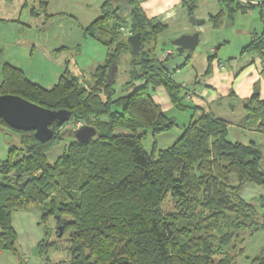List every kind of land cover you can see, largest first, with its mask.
<instances>
[{
    "label": "trees",
    "instance_id": "obj_1",
    "mask_svg": "<svg viewBox=\"0 0 264 264\" xmlns=\"http://www.w3.org/2000/svg\"><path fill=\"white\" fill-rule=\"evenodd\" d=\"M193 1L183 0L188 15L194 12ZM225 1L226 9L208 17L214 28L220 27L226 13L260 6H231L233 0ZM100 8L85 30L110 49L94 68L90 83L65 70L53 87L45 88L20 68L2 65L0 94L67 109L70 115L61 124L51 123L53 135L46 142L33 131L13 129L19 133L20 146H12L0 161V250L16 251L12 213L33 206L42 222L53 217L55 237L68 239L64 259L51 262L48 249H55L58 242L50 240L51 229L45 228L37 249L48 264H235L245 238L264 230V214L241 196L245 183L264 184L260 147L254 141L229 140L226 119L209 111L196 115L195 106L184 103L186 85L174 81L172 70L163 68L165 60L157 57L158 35L167 26L148 18L139 0H104ZM122 26L129 34L139 33V54L129 53V34H123ZM168 47L174 49H163ZM263 50L264 31L241 53L256 52L264 61ZM121 53L128 54L123 90L130 89L117 96V69L112 76L109 68L112 62L118 65ZM215 56L207 55L204 74L210 72ZM157 86L165 89L174 107L193 111L170 146L148 153L142 145L146 131L162 133L176 125L153 99ZM242 105L244 114L237 125L263 130L264 98L256 88ZM68 121L75 124L66 131L71 141L51 163L47 152L65 137L59 128ZM0 123L7 125L1 118ZM82 125L96 129L85 143L74 137ZM230 175H235L236 184ZM167 201L172 203L169 210L163 208ZM246 258L248 264H264V244L259 253Z\"/></svg>",
    "mask_w": 264,
    "mask_h": 264
},
{
    "label": "rangeland",
    "instance_id": "obj_2",
    "mask_svg": "<svg viewBox=\"0 0 264 264\" xmlns=\"http://www.w3.org/2000/svg\"><path fill=\"white\" fill-rule=\"evenodd\" d=\"M141 1L139 0V3ZM194 1L196 6L193 16L198 13L213 12L212 7L216 3V0ZM103 2L104 0H0V81L2 65L8 63L20 68L32 82L45 88L53 87L65 70L72 73L81 82L90 83L94 68L104 62L110 49L93 39L85 30L99 16ZM226 3L225 0H221L218 7L226 9ZM234 5L231 3V6ZM207 20L206 22H209ZM251 24H257V20H250L249 16L246 17L244 13L235 10L231 15L225 14L219 29L212 27V25L211 27H202L199 43L190 57V64L192 63L193 68L186 67L189 68L187 69L188 75L185 73L179 79L187 80L190 74L201 73L205 70L206 53L209 52V48L217 39L221 38L220 35L226 36L230 42L218 41L220 46L217 49V55L223 56L224 53L233 51L237 42L243 40L241 36H238V32ZM218 43L216 42L214 45H218ZM160 48H162L161 41L158 43L156 52L160 53ZM117 62L118 73L114 88L116 89L115 95L118 96L130 89L126 87L127 90H123V84L128 79V54L121 53L118 55ZM183 72H186V69ZM178 112L175 108L169 113L177 120L176 125L170 130L155 134L150 130L146 131L142 145L148 153L154 149L156 151L159 148H166L177 139L181 133L177 126H180V122L184 121L183 116ZM223 117L229 124L227 133L229 140L254 141L260 147L262 152L261 164L264 168V129H243L237 125L238 122L229 118L231 115ZM74 127V122L68 121L59 128L60 132H65V137L59 142H55L48 150L49 162L53 163L61 155L64 147L70 143L71 140L66 131L68 132ZM12 146H20L19 133L0 123V161L7 158ZM251 184L248 182L243 185L241 195L253 204L256 202L258 206H262L263 202L259 199L264 185L252 187ZM171 205L172 203L167 201L163 208L169 210ZM16 214L21 215L13 217L12 213V222L14 220L17 225L20 223L23 230L20 235L16 232L15 247L17 250L14 252L3 251V255L0 257L9 259L8 263L3 259V263L47 264L45 256L39 254L36 246L37 241L43 238L46 227L51 229L50 240L58 242L55 249H48V259L51 262L64 259V248L69 246L68 239L66 236L61 239L55 237L56 223L53 217L42 222L40 214L34 208L28 209V211H17ZM31 218L34 219V222H31ZM35 232L39 235L36 241L32 239L33 236L30 237ZM263 244L264 230L256 231L253 235L247 236L244 241V251L236 257L235 264H248L246 256L251 257L259 253ZM21 255L23 256L21 257ZM23 257H26V261Z\"/></svg>",
    "mask_w": 264,
    "mask_h": 264
},
{
    "label": "crops",
    "instance_id": "obj_3",
    "mask_svg": "<svg viewBox=\"0 0 264 264\" xmlns=\"http://www.w3.org/2000/svg\"><path fill=\"white\" fill-rule=\"evenodd\" d=\"M220 1L221 0H216L215 6L212 7L213 12L205 14L198 13L195 15L196 18L205 20V22L199 27V31L202 27H211L212 24L206 22V19H208L210 14H215L219 10L225 9L223 7H218ZM233 3H240L243 6L249 3H260V6L249 8L246 12L239 11L240 13H244L246 17L249 16L250 20H257V24H251L248 25V27L242 28L240 32H238V36H241L243 40L238 41L234 50L224 53L223 56L217 55V49L214 51V48L217 45L214 44H216V42L218 43L220 40H224L223 42L225 43L228 41L230 42V40L226 36L220 35L221 38H218L213 46L209 48V52L206 53L205 70L208 65L207 55L212 53L216 54V56L210 61V72L208 74L203 75L204 70L201 73L195 72L194 74H190L187 80L179 79V77L181 78L185 73L188 75L187 69L190 67L193 68L192 63L190 64V60L188 66L186 65L177 68L176 70H172L171 77L177 83L186 85L187 89L185 90V96H187V93L192 94V99L184 97L183 101L186 104L195 106L196 109L194 113L196 115L201 111H209L218 117L222 116L221 118H224L223 116L225 115H231L229 118L238 122L244 114L242 105V100L244 98L249 97L255 88L258 90L260 96L264 98V61L262 57L256 52L241 53L243 46H245L251 38L258 36L264 31V0H233L232 4ZM140 5L148 18H151L156 23L158 22L167 26V29L158 35V41H161V45H164L166 41L171 40L180 34L192 33L194 31V28L189 22V15L183 0H142ZM160 50L162 51V48H160ZM157 54H159V52H157ZM184 69H186V72L182 73ZM176 75L178 76L176 77ZM152 95L153 99L160 104L161 108L177 122L176 117L169 114L176 107L171 103L165 89L162 86H157L153 89ZM176 109L184 118V121L180 122L181 125L177 126L179 127L180 132L183 126L189 122L190 114L193 110L188 108ZM230 181L232 184L237 183L235 175H230ZM251 185L252 187H255V185L258 184L252 183ZM261 191L262 193L259 200L263 202L262 206H258L256 202H254V204L260 213L264 214V189ZM259 207H261V209H259ZM31 208L36 209L33 206H29L17 211H28V209ZM36 210L40 214V211L38 209ZM17 211L13 212V217L21 215L16 214ZM31 222H34L33 218H31ZM12 223L17 234L20 235L23 227L20 223L17 225L14 220ZM32 236L34 237L32 238L34 241L39 238L37 232H35L34 235H30V237ZM3 251L8 250H0V256L3 255ZM22 256L23 255H21V257ZM3 259L6 260V263L9 262L8 258L0 257V264H6L3 263ZM23 259L26 261V257H23ZM46 263L48 264V262Z\"/></svg>",
    "mask_w": 264,
    "mask_h": 264
},
{
    "label": "water",
    "instance_id": "obj_4",
    "mask_svg": "<svg viewBox=\"0 0 264 264\" xmlns=\"http://www.w3.org/2000/svg\"><path fill=\"white\" fill-rule=\"evenodd\" d=\"M190 24L194 28L192 33H183L168 40L162 45L173 46V56L163 62V68L175 70L183 66L189 55L194 51L199 43V27L205 22L204 19L196 18L193 15L188 17ZM127 41L130 45L129 53L137 55L140 52L141 41L139 33L129 34ZM178 52V54H174ZM117 66L112 62L109 72L115 75ZM70 112L67 109H49L31 102L16 94H0V118L12 129L30 130L40 142L51 139L53 129L51 123L58 124L65 122L69 118ZM96 134V129L92 126L82 125L74 131L75 139L80 143L87 142ZM58 236L62 234V227L58 226Z\"/></svg>",
    "mask_w": 264,
    "mask_h": 264
},
{
    "label": "built area",
    "instance_id": "obj_5",
    "mask_svg": "<svg viewBox=\"0 0 264 264\" xmlns=\"http://www.w3.org/2000/svg\"><path fill=\"white\" fill-rule=\"evenodd\" d=\"M141 1V0H140ZM120 30L123 32L124 35H128L129 32L125 27H120ZM173 55V49L172 48H165L161 51V53L157 56L159 60H166L169 56ZM187 99H192V94L187 93L186 96ZM80 123H77L76 126L78 127Z\"/></svg>",
    "mask_w": 264,
    "mask_h": 264
}]
</instances>
